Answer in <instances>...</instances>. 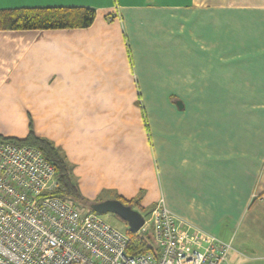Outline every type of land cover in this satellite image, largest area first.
Returning a JSON list of instances; mask_svg holds the SVG:
<instances>
[{"label":"crops","instance_id":"0c3cea01","mask_svg":"<svg viewBox=\"0 0 264 264\" xmlns=\"http://www.w3.org/2000/svg\"><path fill=\"white\" fill-rule=\"evenodd\" d=\"M30 7L95 18L0 30V135L31 124L89 200L162 197L219 239L264 241V0H0ZM147 46L164 60L151 64Z\"/></svg>","mask_w":264,"mask_h":264},{"label":"built area","instance_id":"2783aa9c","mask_svg":"<svg viewBox=\"0 0 264 264\" xmlns=\"http://www.w3.org/2000/svg\"><path fill=\"white\" fill-rule=\"evenodd\" d=\"M60 187L38 147L0 139V264H229L231 244L183 222L162 197L140 228L157 252L130 255L125 232L80 212Z\"/></svg>","mask_w":264,"mask_h":264},{"label":"trees","instance_id":"16d2710c","mask_svg":"<svg viewBox=\"0 0 264 264\" xmlns=\"http://www.w3.org/2000/svg\"><path fill=\"white\" fill-rule=\"evenodd\" d=\"M95 18V10L88 7H30V8H12L0 9V30H47L64 28H85L92 24ZM1 140L9 141L15 144H31L38 147L44 158L49 161L55 169L56 179L61 185L55 192L57 196L71 203L77 208V202L85 205L86 211L93 212L89 208L91 201L87 200L80 193L76 182L71 173L65 156L60 149L50 140L37 136L31 124L24 138L3 137ZM123 204L132 208L138 206L139 198L130 200L115 197ZM134 205V206H133ZM78 209V208H77ZM150 232V231H149ZM128 236V245L126 253L135 255L146 252H157V246L151 234L139 235L138 233L126 232Z\"/></svg>","mask_w":264,"mask_h":264},{"label":"rangeland","instance_id":"374dc122","mask_svg":"<svg viewBox=\"0 0 264 264\" xmlns=\"http://www.w3.org/2000/svg\"><path fill=\"white\" fill-rule=\"evenodd\" d=\"M158 33L155 35V38H158ZM127 46L129 47V43H127ZM146 56L147 60H150V63L152 64L153 62H156L159 59H163L164 60V53L163 51L156 49L155 47L152 46H147L144 47V51H143ZM129 55H131V51H129ZM167 56V54H166ZM166 60V59H165ZM142 99V98H141ZM140 98H138L139 102L141 101ZM136 111V110H135ZM137 112V111H136ZM135 112V121L137 120L138 114L140 115V122L142 124L145 123L144 120V114L142 113V107L139 103V109L138 112ZM141 113V114H140ZM146 124L149 125V122L147 120ZM149 127V126H148ZM148 133L150 134V138L152 139V133L150 132V130L148 131ZM69 166L71 167V173L73 176L74 181L77 184V178L75 177V175L73 174V166L72 164L67 161ZM78 187V184H77ZM79 189V187H78ZM80 191V190H79ZM81 193V192H80ZM82 194V193H81ZM104 194H102L101 196H103ZM83 196V195H82ZM84 197V196H83ZM86 198V197H85ZM87 200H89L88 198H86ZM91 202H98V198L97 199H93V200H89ZM157 202V201H156ZM77 208L80 212L82 213H87L89 211H86V207L83 203L81 202H77ZM156 203L152 206V207H147V208H143L142 206H134L133 208L139 212L142 213V215L144 216V218L149 217L151 210L155 207ZM103 220H105L106 222L110 223L111 225L115 226L116 228L120 229L123 232H127L128 231V227L127 225L120 219L118 218L116 215L111 214V213H106V214H98ZM241 231V230H240ZM238 233L237 238L239 239V237H242V232ZM139 235H149V231L148 229H140L137 232ZM237 233H235L234 237L236 236ZM236 238V240H237ZM222 241L224 242H228L231 244V250L229 252V264H264V241L262 240H256L254 238H246V240L244 241H234V243L232 244V241H229L228 238H220ZM257 243H255V242Z\"/></svg>","mask_w":264,"mask_h":264},{"label":"water","instance_id":"95a60500","mask_svg":"<svg viewBox=\"0 0 264 264\" xmlns=\"http://www.w3.org/2000/svg\"><path fill=\"white\" fill-rule=\"evenodd\" d=\"M180 103H178V106ZM89 208L97 214L111 213L120 218L128 227L131 233H137L144 224V217L141 212L129 205L123 204L118 199H105L89 204Z\"/></svg>","mask_w":264,"mask_h":264}]
</instances>
